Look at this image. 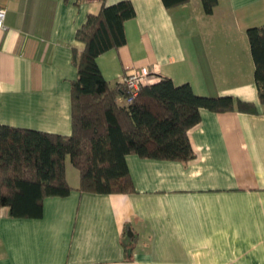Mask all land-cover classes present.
<instances>
[{
    "label": "crops",
    "instance_id": "1",
    "mask_svg": "<svg viewBox=\"0 0 264 264\" xmlns=\"http://www.w3.org/2000/svg\"><path fill=\"white\" fill-rule=\"evenodd\" d=\"M118 1L0 0V126L71 133L72 50L84 46L76 31ZM129 1L126 43L97 57L109 86L147 66L150 84L168 77L256 112L201 109L185 162L127 154L132 193L80 192L67 156L72 190L44 198L40 217L0 207V264H264V104L246 35L264 25V0H217L211 14L200 0Z\"/></svg>",
    "mask_w": 264,
    "mask_h": 264
},
{
    "label": "trees",
    "instance_id": "2",
    "mask_svg": "<svg viewBox=\"0 0 264 264\" xmlns=\"http://www.w3.org/2000/svg\"><path fill=\"white\" fill-rule=\"evenodd\" d=\"M188 0H162L166 8ZM211 14L217 0H200ZM135 16L129 0L102 5L76 31L83 49L72 50L76 78L71 82L69 135L0 126V207L15 218H38L46 197L72 190L65 176L68 156L79 171L80 192L111 194L135 191L125 161L127 154L159 160L188 161L195 153L188 130L200 121V110L255 113L252 102L231 95L196 94L189 83L168 77L142 86L125 103L124 85L109 86L97 57L126 43L124 23ZM254 63L253 78L264 104V25L246 29ZM123 99L122 104L117 98Z\"/></svg>",
    "mask_w": 264,
    "mask_h": 264
},
{
    "label": "built area",
    "instance_id": "3",
    "mask_svg": "<svg viewBox=\"0 0 264 264\" xmlns=\"http://www.w3.org/2000/svg\"><path fill=\"white\" fill-rule=\"evenodd\" d=\"M5 9L0 6V29H6ZM152 74L147 66L129 67L126 69L121 82L124 85L125 103L131 102L137 95L142 86L150 84Z\"/></svg>",
    "mask_w": 264,
    "mask_h": 264
}]
</instances>
